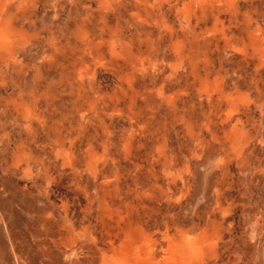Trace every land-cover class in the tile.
<instances>
[{
  "label": "rangeland",
  "instance_id": "1",
  "mask_svg": "<svg viewBox=\"0 0 264 264\" xmlns=\"http://www.w3.org/2000/svg\"><path fill=\"white\" fill-rule=\"evenodd\" d=\"M0 264H264V0H0Z\"/></svg>",
  "mask_w": 264,
  "mask_h": 264
}]
</instances>
